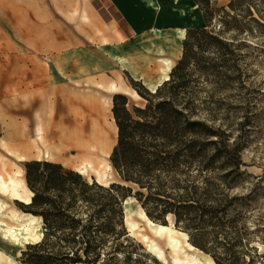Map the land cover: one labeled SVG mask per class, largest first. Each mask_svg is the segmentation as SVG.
<instances>
[{"label":"trees","instance_id":"16d2710c","mask_svg":"<svg viewBox=\"0 0 264 264\" xmlns=\"http://www.w3.org/2000/svg\"><path fill=\"white\" fill-rule=\"evenodd\" d=\"M211 1L193 0L203 14L205 27L186 31L181 57L168 80L152 92L137 91L146 100L144 107L129 106L124 94L112 97L117 137L109 160L120 183L98 187L105 202L98 203L101 196L93 192L94 187L72 170L47 161L24 163L26 187L32 193L26 208L32 216L42 219L47 232L40 242L22 252L21 264H147L128 253L117 259L114 253L120 249L118 245L110 246L100 258L101 253L92 245L118 239L116 225L122 224L123 217L120 205L127 198L135 199L151 221L165 223L164 219L171 216L174 227L184 232L188 242L211 257L214 264H238L236 244H219L218 236L228 227L227 216L234 201L230 193L239 183L240 142H231L226 128L213 125L219 116L213 107L203 104L200 108L195 103L186 72L194 60L193 65L200 70L214 73L217 79H228L229 60L225 57L231 56L233 46L210 30ZM224 1L229 10L220 11L224 31L241 32L238 17L244 12L252 15L251 0ZM209 49L220 59L218 63L197 58ZM130 83L135 88L136 82ZM201 114L211 123L201 119ZM78 200L87 208L98 207L96 213L88 216L90 221L94 214L103 213V236L99 241L89 229L71 228L59 236L50 232L52 217L80 223L72 217L78 213ZM51 237L56 243L72 245L54 250Z\"/></svg>","mask_w":264,"mask_h":264},{"label":"rangeland","instance_id":"374dc122","mask_svg":"<svg viewBox=\"0 0 264 264\" xmlns=\"http://www.w3.org/2000/svg\"><path fill=\"white\" fill-rule=\"evenodd\" d=\"M250 4L252 15L244 12L238 17L242 31L227 32L224 31L220 19L223 16L221 9L229 11L226 7L227 2L211 1L213 20L210 30L233 46L231 56L225 57L229 60L226 73L228 79H217L214 73L205 69L200 70L193 65L194 60L188 64L186 72L189 75L190 87L195 94V103L200 105V108L203 104L213 107L219 114L213 125H222L226 128L231 142H240L241 147L239 183L231 190L230 198L234 201L227 216L228 227L219 233L218 243L236 244L238 264H264V0H251ZM105 33L106 29L96 21L91 0H0V140L3 136L7 137L15 132L18 122L24 120L32 122V104L27 102L26 97L18 100L17 96L19 91H23L28 84H31L34 64H38L39 59H45V54L54 49L96 46L106 37ZM147 39L146 42L152 40ZM146 42L145 49L151 50L146 46ZM172 47L173 45L170 44L168 50L161 51L170 53ZM199 56L212 64L220 60L210 49L199 54L197 58ZM218 72H221L220 68ZM128 82L136 93L144 92L146 89L139 81H133L136 82L135 88L130 80ZM126 96L129 106L144 107L146 104V100L139 95V97L132 94ZM200 118L206 119L208 124L211 123L205 115L201 114ZM2 151L0 147V162L7 165L5 158L7 154ZM23 169L24 164H20L7 168V171L24 182ZM81 173L86 176L81 175L83 180L94 187L93 192H97L98 197L101 196L98 203L105 202L104 195L98 189L99 186L107 188L111 183H120L119 176L110 163L105 170L106 185L89 179V175L93 174L97 181L98 176L95 173ZM28 197L29 194L26 193L22 195V200H17L8 193L0 191V255L2 256L0 264H21L22 252L30 245L40 242L39 240L35 242L33 237L28 235L29 231L41 233V239L44 236L46 226L41 218L36 219V222L30 226L32 214L26 208ZM77 206L78 213L72 217L78 219L80 223L71 224L69 219L57 221L52 217L51 220L54 222L49 226L50 232H55V236H59L61 233L69 232L71 228L89 229L96 241H99L103 236L101 233L103 213L94 214L90 221L88 216L96 213L98 207L87 208L81 200H78ZM120 209L123 210V217L122 224L116 225V233L120 234L118 239L114 242L107 239L104 244L98 242L92 244L96 246V251L101 253L100 258H103L105 251L110 250V246L118 245L120 249L114 253L117 259L128 253L132 258L140 257L147 264H167L157 258L142 241L140 235L147 233L145 219L142 216L143 213L146 217L143 209L141 210L132 199L122 202ZM124 210L125 214L129 215L130 221L137 226L133 234L129 233L125 223ZM164 221L165 223L152 222L166 226L174 225L171 216ZM50 240L54 250L72 245L56 243L54 237ZM182 241L183 251L195 258L194 264L208 259L197 249L190 248L188 236Z\"/></svg>","mask_w":264,"mask_h":264},{"label":"crops","instance_id":"0c3cea01","mask_svg":"<svg viewBox=\"0 0 264 264\" xmlns=\"http://www.w3.org/2000/svg\"><path fill=\"white\" fill-rule=\"evenodd\" d=\"M91 6L106 37L96 46L48 51L34 64L31 84L17 96L32 104V122H18L15 132L0 140L6 168L47 161L86 177L79 171L82 158L104 157L109 165L117 137L112 97L130 95L129 80L154 91L180 59L186 31L205 27L193 0H91ZM136 9L150 23L142 21L138 27L133 20ZM147 38L173 45L170 53L138 48L147 59L150 81L137 75L131 64L136 45ZM89 179L96 181L93 174Z\"/></svg>","mask_w":264,"mask_h":264},{"label":"bare ground","instance_id":"6f19581e","mask_svg":"<svg viewBox=\"0 0 264 264\" xmlns=\"http://www.w3.org/2000/svg\"><path fill=\"white\" fill-rule=\"evenodd\" d=\"M133 20L138 27L142 25L141 24L142 21L146 22V24L150 23V21L143 19L141 9H136V12L133 16ZM184 23L189 24L188 21H184ZM141 46L144 47V44L139 43L136 45V48L138 49ZM146 46L151 50H155L158 48L168 50L170 48V44L162 38L147 41ZM131 56L133 58V63L131 64L136 74L144 76L147 79V81H150L151 75L149 74L148 71L147 59L141 55L139 49L135 50L133 55ZM149 61H151L150 58ZM131 94L132 96L139 97L134 90H132ZM105 153L107 152L105 151L103 154ZM81 165L83 167L79 169L80 172L95 173L98 176L97 181H95L96 183L101 185L107 184L105 181L106 179L105 170L108 168L109 165H107L104 157H101L100 159L91 156L82 158ZM0 191L3 193H8L11 197L17 200H22V195L28 193L29 197L27 198L26 204L30 203L32 197V193L27 189L24 183L16 176H13L10 173H8L5 163L2 162H0ZM125 209L127 211V208ZM142 216L145 219V223L147 226V233L141 235L139 233L137 234L141 236L142 241L145 243L146 247L150 251L154 252L157 258L162 259L163 263H167V264L195 263V258H192L191 255L185 254V252L183 251L184 246L182 240L185 239V237H187L184 232L177 230L173 224H169L168 226L156 224L151 220L147 219L143 215V213ZM31 218L32 219L29 221L30 226L34 224L33 222H36L35 216H32ZM37 220H40V217H38ZM124 220L129 230V233L133 234L134 230L137 228L136 224L130 221L128 214H124ZM28 231L29 230H27V232ZM31 232L33 231H29L28 235L33 237V240L35 242L38 240L40 241L42 236L41 233H38L37 231L34 233ZM11 236L15 237L14 234H11ZM190 248L196 249L191 244H190ZM205 256L208 257V259H206L205 262H197L196 264H214V261L211 259V257H209L208 255ZM1 257L2 256L0 255V259Z\"/></svg>","mask_w":264,"mask_h":264}]
</instances>
